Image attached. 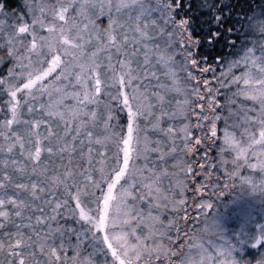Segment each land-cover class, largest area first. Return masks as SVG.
I'll return each mask as SVG.
<instances>
[{"label": "snow or ice", "instance_id": "obj_1", "mask_svg": "<svg viewBox=\"0 0 264 264\" xmlns=\"http://www.w3.org/2000/svg\"><path fill=\"white\" fill-rule=\"evenodd\" d=\"M200 6L220 24L219 5L204 0ZM24 8L30 22L22 15L9 23L0 0V17H5L0 50L6 49L0 63L12 61L0 76V264H212L202 245L173 262L169 245L178 242L179 218L171 215L165 222L161 217L169 209L185 210L186 180L193 173L189 161L217 139L220 167L226 150L235 153L226 177L237 175L241 159L264 173V14L248 16L244 27L252 35L241 40L237 55L217 56L209 64L198 59L201 36L193 32L191 16L178 17L181 0H24ZM219 35L212 31L206 39L212 43ZM141 54L143 72L136 63ZM153 63L164 69L162 77L147 70ZM207 73L211 77L205 78ZM161 78L166 82L147 83ZM240 97L259 107L250 109ZM25 109L32 119H22ZM21 124L24 134L13 131ZM250 149L255 162H249ZM200 160L209 167L207 178L212 175L208 153ZM49 162L51 176L46 175ZM42 175L47 187L32 180ZM17 178L22 182L14 183ZM240 181L257 190L250 177ZM166 183L180 199L164 190ZM258 183L264 192V177ZM211 187L219 199L220 186ZM195 190L203 192V184ZM40 194L43 206L37 207ZM195 208L200 215L212 203L202 200ZM61 213L74 225L59 223ZM213 230L215 219L205 216L202 231ZM73 233L76 240L70 243L66 236ZM85 240L91 247L86 256ZM260 240L264 230L252 239ZM233 247H217L224 257L219 264H252L238 261ZM69 248L71 258L60 254ZM37 255L44 259L34 260ZM256 264H264V255Z\"/></svg>", "mask_w": 264, "mask_h": 264}, {"label": "rangeland", "instance_id": "obj_2", "mask_svg": "<svg viewBox=\"0 0 264 264\" xmlns=\"http://www.w3.org/2000/svg\"><path fill=\"white\" fill-rule=\"evenodd\" d=\"M5 17H0L3 19ZM9 17H7L8 19ZM101 20L106 23V17H101ZM27 22V20L25 19ZM156 43H160V41H156ZM258 54V53H257ZM136 63L141 65V72H143V63L144 57L141 54ZM202 67V65H199ZM149 72L155 71L161 74L164 71L162 66L159 64L153 63L152 66L147 69ZM199 74V68L194 69ZM255 71V70H254ZM211 77V73L205 74V78ZM161 82H166L161 78V80L152 79L148 81V84L155 85ZM214 83V82H213ZM144 84H141L143 87ZM155 88H152V91H155ZM169 99H175L173 96H169ZM207 103V101H205ZM205 103V104H206ZM247 104V103H246ZM247 106L250 109H254L259 107L258 104L248 103ZM252 112H249L251 115ZM193 124H195V119H193ZM144 121H141L143 124ZM177 123H183L182 120L177 121ZM223 127V125H222ZM220 127V128H222ZM22 128L20 127V131ZM238 138L240 137L239 129L235 130ZM222 135V133L218 132V137ZM219 139L216 141V145L214 148L216 149L215 153H217V147L219 146ZM170 146V145H169ZM177 147L179 144L176 145ZM183 145H181L182 147ZM256 151H259L261 146H254ZM251 149L249 150L248 159L249 162H255L257 157L255 155H251ZM205 152L209 151L201 146L198 151L193 155L197 156L196 164L193 168V173L186 180L187 188L184 193V198L186 200V204L181 206L183 209L187 211V217L185 218V210H181L178 213L172 212L171 209L164 212L162 214L161 219L167 222L171 215H177L179 220V228H180V236L177 237L178 242L172 243L169 245L175 255H171L170 257L173 262L176 259H179L180 255L185 253H196L199 251L196 245H202L208 255L211 257L212 264H219L220 259H224V257H220L217 253V247L223 245L225 243H231L234 245L232 248V255L238 260H242L239 258V255L243 254V251L247 250V244L251 241L256 235L260 234L262 230H264V192L259 190V181L262 177H264V173H261L259 168H249L246 164L243 163V159H241V168L242 174H238L235 177L227 176L226 177V164L225 167H220L217 164V169H211L212 175L205 178V173L209 172V167L202 166V161L200 157L204 156ZM235 156L234 152H228L225 156L226 161H232V157ZM210 159V158H209ZM191 161H189L190 163ZM171 162H169L170 164ZM192 163V162H191ZM208 163H211L209 160ZM227 169V168H226ZM240 169V168H239ZM238 169V172L240 170ZM173 171V169H169ZM228 171V169H227ZM247 176L250 177L254 184H257V190L253 191L252 187L248 184L247 181L241 182L240 177ZM22 182V181H21ZM197 184H203L204 190L203 192H197L196 186ZM212 184H217L220 187L216 189L217 192H223V194L219 197V199L215 198L213 193ZM228 184L229 187L225 190L224 185ZM164 190L169 192L172 199L178 200L180 199L179 195H176L171 192L166 183L164 186ZM178 191V190H177ZM9 194H12L11 190H9ZM27 195L24 194L22 198H26ZM211 201L212 208H208L206 210H202L200 215H197V209L195 208L196 204L201 203V201ZM259 206V207H258ZM140 207L147 208V201H142L140 203ZM258 207V212L256 213ZM210 216L215 219L216 222V231H202L204 228V217ZM249 219V221H248ZM171 235H175V228L171 230ZM75 235V234H74ZM239 239L242 241L238 242ZM76 240L73 238V243ZM237 243V244H236ZM88 241H84L83 246L88 245ZM245 247H240L239 245H245ZM82 246V247H83ZM183 246V247H182ZM239 246V247H237ZM91 250V247H90ZM236 254L238 256H236ZM253 254V252H251ZM255 254H259L260 256H254L255 258H250L248 262H252V264H256L258 260L261 259L262 255H264V250L255 252ZM194 259H198V257L194 256ZM36 259L35 257L33 258ZM163 259V258H162ZM253 259V260H252ZM244 261V260H243Z\"/></svg>", "mask_w": 264, "mask_h": 264}, {"label": "trees", "instance_id": "obj_3", "mask_svg": "<svg viewBox=\"0 0 264 264\" xmlns=\"http://www.w3.org/2000/svg\"><path fill=\"white\" fill-rule=\"evenodd\" d=\"M188 7H184L185 0H181L182 8L178 10V17L180 14H183L185 16L190 15L193 21V32L197 35L201 36V41L199 45L197 46L198 50V59L199 58H206L209 64H212L213 61L217 56L220 57H234L237 55V46L241 43V40L247 36H251L252 33L250 31H247L244 27L245 22L247 21L248 16L253 13H261L264 14V0H211V2L214 5H219V8L217 11L219 13H222V19L220 24L213 23L210 19V10L204 7H201L200 5L203 4L204 0H187ZM4 9L8 13V22L11 23L13 20L17 19L20 16H24L27 22H30V19L27 16V11L24 8V0H3ZM207 21V22H202ZM231 28L232 31H228V29ZM212 31H218L220 35L214 39L212 43H208L206 37L211 34ZM258 39V36H257ZM230 40L235 41L234 44L230 43ZM3 52H6V49L0 50ZM12 63L11 60H6L2 63H0V76H4L7 74V70L9 65ZM203 66V64H200ZM243 67L235 69L234 71H243ZM216 71H220V67L216 66ZM223 89H221V94L218 96V99L223 101ZM241 101H244L245 103H252L254 102L247 100L245 97H240ZM206 103V102H205ZM259 106V105H258ZM219 111V109H217ZM33 116L28 115L27 111L25 109V114L23 115L22 119L28 120L32 119ZM0 119H3V115L0 114ZM223 121L218 122V127H222ZM20 127L22 130L20 131ZM13 131H16L20 134H24L25 131V125L21 124L18 127H14ZM44 129H41V132H43ZM220 133V132H219ZM182 144H179L177 148H181ZM209 151V160L211 161V169L216 168L217 169V161L219 159L217 153H215L216 149L214 146L210 147H204ZM17 155L19 153V146H17ZM228 151H225V156L227 155ZM44 160H49V157L44 154ZM197 156H193L190 160L191 164H196ZM41 166H44V162H41ZM47 167L49 169L48 173L46 175L51 176L53 175V164L49 162L47 164ZM233 164L232 161H226V168L228 169L227 172H231L233 170ZM240 172L238 174H242V168L239 167ZM226 173V172H224ZM13 175H16L13 173ZM32 180H38L40 181V187H47V183L45 181L44 176H33ZM21 182L19 178L14 180V183ZM27 195V194H26ZM41 199L36 201L37 207H42V201L44 194H40ZM57 195L63 199V197L60 195V190L57 191ZM25 199H29L30 197H26ZM259 207V206H258ZM258 207L256 210V213L258 212ZM264 209V208H262ZM35 215H39V212H35V210H32ZM61 218L59 220V223L61 224H68V225H74V221L68 218H65L63 214L61 213ZM249 221V219H248ZM33 223H35V218L33 216ZM54 226V225H53ZM46 227V226H45ZM41 236L44 235V232L40 229ZM26 234H31L30 230L25 229ZM36 237L33 235V239ZM73 238H75L74 233L71 236H66V239L73 243ZM59 243V241H57ZM90 245H86L82 247L83 255H88L90 252ZM62 256L67 255L69 258L73 256V251L71 248L67 250L66 253L61 252ZM3 257L0 256V259ZM35 260L44 259V257H41L37 255L35 257ZM82 258V257H81Z\"/></svg>", "mask_w": 264, "mask_h": 264}, {"label": "flooded vegetation", "instance_id": "obj_4", "mask_svg": "<svg viewBox=\"0 0 264 264\" xmlns=\"http://www.w3.org/2000/svg\"><path fill=\"white\" fill-rule=\"evenodd\" d=\"M242 241V239H239L238 242ZM237 244V243H236ZM240 247H245L246 249V244L245 245H239ZM237 246V247H239ZM264 250V240H260L258 243H254L252 240L249 241L247 244V250L243 251V254L239 255V258L244 260V261H249L250 258H255L254 256L259 257V254H255V252H261ZM253 252V254H251ZM236 256H238L236 254ZM253 260V259H252Z\"/></svg>", "mask_w": 264, "mask_h": 264}]
</instances>
